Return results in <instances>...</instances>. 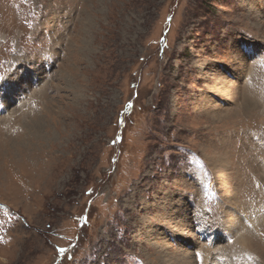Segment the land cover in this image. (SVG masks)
<instances>
[{
	"label": "rangeland",
	"instance_id": "obj_1",
	"mask_svg": "<svg viewBox=\"0 0 264 264\" xmlns=\"http://www.w3.org/2000/svg\"><path fill=\"white\" fill-rule=\"evenodd\" d=\"M0 77V264H264V0H0Z\"/></svg>",
	"mask_w": 264,
	"mask_h": 264
},
{
	"label": "bare ground",
	"instance_id": "obj_2",
	"mask_svg": "<svg viewBox=\"0 0 264 264\" xmlns=\"http://www.w3.org/2000/svg\"><path fill=\"white\" fill-rule=\"evenodd\" d=\"M200 66H202V65H200ZM199 66V67H200ZM204 66V65H203ZM205 67V66H204ZM202 69H203V67H202ZM218 83V82H217ZM222 83L224 84V85H226V81H223L222 80ZM221 84V83H220ZM229 84V83H228ZM217 86V84L214 86V87H216ZM221 86V85H220ZM218 87V86H217ZM229 88V87H228ZM213 89V88H212ZM220 90V89H219ZM216 92V91H215ZM219 92V91H218ZM227 93V92H226ZM222 118V117H221ZM219 156V155H218ZM206 157V156H205ZM223 157V156H222ZM207 158V157H206ZM228 158L227 157H224L223 158V162L224 163H228ZM218 162V161H217ZM225 164V165H226ZM221 165V164H220ZM227 166V165H226ZM215 173H219V172H223V171H219V166H218V168L216 167V165H215ZM189 175V174H188ZM188 177V176H187ZM219 177L221 178V184L220 185H225L227 182H226V175H219ZM201 184V183H200ZM203 185V184H202ZM173 197V195L172 194H170V198H172ZM232 198V197H231ZM237 207L236 206H234V207H230L229 208V211H228V216L229 217H231V221H227L226 223H225V228H226V231H228V233H230V234H232L233 235V233H232V229H231V225L233 224V215L234 216H236L237 217V219H236V221H237V225L235 226V228H239L240 226H244V224L241 222V220H240V218L238 217V215H236V212L234 211L235 209H236ZM259 210V209H258ZM184 212V211H183ZM242 213H244V212H242ZM257 216H258V220H259V218L260 217H262V218H264V210L262 209V208H260V210L259 211H257ZM254 214H256V212L254 213ZM244 215H247V216H249V213H247V214H244ZM187 216V215H186ZM186 218V217H185ZM239 218V219H238ZM258 220L255 222V226L257 227L258 226ZM187 226V229L188 230H191L193 227H192V225L190 224V218L188 217V220H187V222L185 223ZM249 224L250 225H252L250 222H249ZM247 226V225H246ZM247 227H249V226H247ZM251 229H254V227H252ZM239 234V233H238ZM238 236V235H237ZM171 237H173V236H171ZM233 238H235V237H233ZM202 240V239H201ZM178 242H181V239H179L178 240ZM222 244V242H221V240L219 241V242H216V243H211V244H209L208 243V247L209 248H212V249H214L215 251H219V249H220V247H222V246H227V245H221ZM235 244L238 246V248H240V249H244L245 247H249L250 246V244H251V240H249V238H248V236H245V234H244V236H242V234H239V236H238V238H237V240H236V242H235ZM179 246V245H178ZM221 250H223L225 253H228L227 251H230L229 249H228V247H225V249L224 248H222ZM184 251V250H183ZM183 251H181L182 252V257L184 256L185 258H188V259H191V257L189 256V252L188 251H186V252H183ZM210 258V257H209ZM187 260V259H186ZM187 261H189V260H187ZM181 262V261H180ZM190 262H192L193 263V261H191L190 260ZM205 263V262H204ZM183 264H185V261L183 262ZM188 264H190L189 262H188ZM217 264H222V262L221 261H218V263Z\"/></svg>",
	"mask_w": 264,
	"mask_h": 264
},
{
	"label": "snow or ice",
	"instance_id": "obj_3",
	"mask_svg": "<svg viewBox=\"0 0 264 264\" xmlns=\"http://www.w3.org/2000/svg\"><path fill=\"white\" fill-rule=\"evenodd\" d=\"M0 79H3L2 77H0Z\"/></svg>",
	"mask_w": 264,
	"mask_h": 264
}]
</instances>
